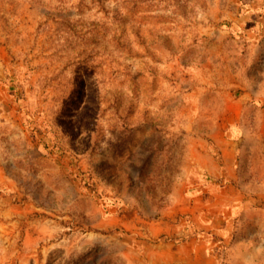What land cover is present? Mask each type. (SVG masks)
Segmentation results:
<instances>
[{"label":"rangeland","instance_id":"1","mask_svg":"<svg viewBox=\"0 0 264 264\" xmlns=\"http://www.w3.org/2000/svg\"><path fill=\"white\" fill-rule=\"evenodd\" d=\"M262 204L264 0H0V264H264Z\"/></svg>","mask_w":264,"mask_h":264},{"label":"crops","instance_id":"2","mask_svg":"<svg viewBox=\"0 0 264 264\" xmlns=\"http://www.w3.org/2000/svg\"><path fill=\"white\" fill-rule=\"evenodd\" d=\"M215 143L219 146L221 150V154L223 156L224 162L223 167L225 171H227V174L235 177L233 172H235V154H236V145L233 141H227L224 140L222 137H220V134H218L215 138ZM197 163H199L211 176L216 177L219 172L221 171V168L213 158L203 155L200 153V155L197 158ZM264 207V204H262ZM186 257H183V260H188V254H185Z\"/></svg>","mask_w":264,"mask_h":264}]
</instances>
